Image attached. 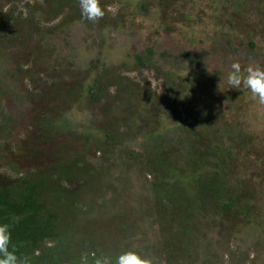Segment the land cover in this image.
Segmentation results:
<instances>
[{
  "label": "rangeland",
  "instance_id": "obj_1",
  "mask_svg": "<svg viewBox=\"0 0 264 264\" xmlns=\"http://www.w3.org/2000/svg\"><path fill=\"white\" fill-rule=\"evenodd\" d=\"M0 0V223L29 264H264V0Z\"/></svg>",
  "mask_w": 264,
  "mask_h": 264
},
{
  "label": "clouds",
  "instance_id": "obj_2",
  "mask_svg": "<svg viewBox=\"0 0 264 264\" xmlns=\"http://www.w3.org/2000/svg\"><path fill=\"white\" fill-rule=\"evenodd\" d=\"M84 19L98 23L105 16V9L101 7L100 0H79ZM227 76V83L233 89H243L251 93L252 98L260 105H264V68L249 63L242 68L239 62L231 65ZM11 224L0 223V264H29L27 257L17 254L12 241ZM93 264H152V260L143 257L135 251H126L115 258L92 253Z\"/></svg>",
  "mask_w": 264,
  "mask_h": 264
}]
</instances>
